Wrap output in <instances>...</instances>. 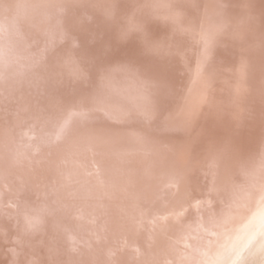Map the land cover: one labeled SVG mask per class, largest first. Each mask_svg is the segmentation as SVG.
Instances as JSON below:
<instances>
[{
  "label": "bare ground",
  "instance_id": "6f19581e",
  "mask_svg": "<svg viewBox=\"0 0 264 264\" xmlns=\"http://www.w3.org/2000/svg\"><path fill=\"white\" fill-rule=\"evenodd\" d=\"M263 207L264 0H0V264H219Z\"/></svg>",
  "mask_w": 264,
  "mask_h": 264
},
{
  "label": "rangeland",
  "instance_id": "374dc122",
  "mask_svg": "<svg viewBox=\"0 0 264 264\" xmlns=\"http://www.w3.org/2000/svg\"><path fill=\"white\" fill-rule=\"evenodd\" d=\"M143 85L145 89L146 85ZM260 213L264 215V207ZM251 222L247 233L245 231L243 236L236 239L232 249L219 264H264V219L259 224H254L255 219Z\"/></svg>",
  "mask_w": 264,
  "mask_h": 264
}]
</instances>
